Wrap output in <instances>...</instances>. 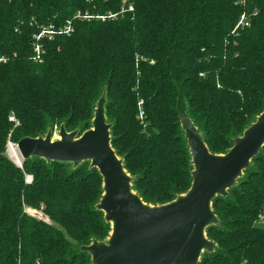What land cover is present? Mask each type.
Returning a JSON list of instances; mask_svg holds the SVG:
<instances>
[{"label": "trees", "instance_id": "1", "mask_svg": "<svg viewBox=\"0 0 264 264\" xmlns=\"http://www.w3.org/2000/svg\"><path fill=\"white\" fill-rule=\"evenodd\" d=\"M126 2L133 12L119 14L123 0H0V264H90L80 248L110 234L95 208V169L37 158L18 168L8 141L61 125L81 135L105 93L111 148L132 191L160 206L191 186L181 117L210 154L224 155L264 111V0ZM242 15L248 27L237 28ZM50 27L51 39L39 37ZM263 206L264 146L228 196L212 202L219 227L206 238L215 250L199 264H264Z\"/></svg>", "mask_w": 264, "mask_h": 264}, {"label": "water", "instance_id": "2", "mask_svg": "<svg viewBox=\"0 0 264 264\" xmlns=\"http://www.w3.org/2000/svg\"><path fill=\"white\" fill-rule=\"evenodd\" d=\"M105 102L102 93L91 128L81 135L77 130L68 133L61 125L56 140L52 131L44 137L21 139L15 144L21 157L17 167L37 158L46 164H70L72 169L87 162L89 169L98 172L102 195L95 208L110 225V234L105 242L92 240L80 248L90 264H199L203 253L215 250L206 238L207 229L219 227L212 202L228 196L264 146V111L224 155L210 154L190 119L181 117L192 166L191 186L170 203L150 206L132 191V179L111 148Z\"/></svg>", "mask_w": 264, "mask_h": 264}, {"label": "built area", "instance_id": "3", "mask_svg": "<svg viewBox=\"0 0 264 264\" xmlns=\"http://www.w3.org/2000/svg\"><path fill=\"white\" fill-rule=\"evenodd\" d=\"M123 3L125 4L120 10H119V14H124V13H131L133 12V7L131 5H127V2L126 0H123ZM79 16V15H78ZM81 17V16H80ZM115 15H109L107 18H114ZM81 18L83 19H91V17L89 16H82ZM97 19H100V20H104L105 18L104 17H98ZM240 27V28H245V27H248V23H247V19L245 18L244 15L240 16V19H239V22L237 24V28ZM71 31V26L70 24L68 23L61 31L60 33L61 34H68L69 32ZM54 35V29L53 28H49L47 29L46 31H43L40 33L39 37H45V38H48V39H51L52 36ZM8 122H10L13 126V129L19 127V122L18 120L15 118V116L13 115H10L8 117ZM8 139H10V135H8ZM8 146H7V151L9 153V156H10V147L12 145L15 146V144H12L11 142L8 141ZM32 181V178L30 176H25V183L26 184H30ZM256 224L259 225V226H262L264 225V206L260 212V214L258 215L257 217V220H256Z\"/></svg>", "mask_w": 264, "mask_h": 264}, {"label": "rangeland", "instance_id": "4", "mask_svg": "<svg viewBox=\"0 0 264 264\" xmlns=\"http://www.w3.org/2000/svg\"><path fill=\"white\" fill-rule=\"evenodd\" d=\"M53 132H54V138H53V140H56L57 139V136H58V128H55ZM7 146H8V144L6 145V156L13 163V161L11 160V158H9V153L7 151ZM14 165H16V164H14ZM16 166H18V165H16ZM26 212L30 216H32V217H34V218H36L38 220H41V221H43V222H45L47 224H50V222L48 221V219L41 212H36V211H31V210H26Z\"/></svg>", "mask_w": 264, "mask_h": 264}, {"label": "bare ground", "instance_id": "5", "mask_svg": "<svg viewBox=\"0 0 264 264\" xmlns=\"http://www.w3.org/2000/svg\"><path fill=\"white\" fill-rule=\"evenodd\" d=\"M11 160L13 161L14 164L20 166L21 165V157L14 145L10 147V156Z\"/></svg>", "mask_w": 264, "mask_h": 264}]
</instances>
